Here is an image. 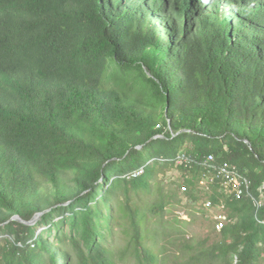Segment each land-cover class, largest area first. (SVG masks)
<instances>
[{
	"label": "trees",
	"instance_id": "16d2710c",
	"mask_svg": "<svg viewBox=\"0 0 264 264\" xmlns=\"http://www.w3.org/2000/svg\"><path fill=\"white\" fill-rule=\"evenodd\" d=\"M263 186L264 0H0V264H264Z\"/></svg>",
	"mask_w": 264,
	"mask_h": 264
},
{
	"label": "rangeland",
	"instance_id": "374dc122",
	"mask_svg": "<svg viewBox=\"0 0 264 264\" xmlns=\"http://www.w3.org/2000/svg\"><path fill=\"white\" fill-rule=\"evenodd\" d=\"M186 148L190 149L191 147L190 145H187ZM190 159L191 158L187 157L186 155H182L178 157L177 161L178 163L184 164L190 162ZM206 176L207 174L202 180L203 185H200L198 189L194 190V194L201 198V200L195 202L189 196H187L185 190H183L181 187L183 184V174L177 166L175 168H159V180L162 181V185L166 186V188L176 192L177 194V202L175 206L176 210L172 215H170L169 218H174L175 216V218L183 221L189 237L201 241L209 239V243H212L218 238V234L220 233L215 227L217 215L222 214L225 218V214L207 206L208 201L205 199V197H207L206 192L209 191L207 185H209L210 182L208 183ZM117 214L120 215V213ZM219 218H221V216H219ZM60 219L62 218L58 217L55 219V221L58 222ZM39 220L37 221L36 225L38 224ZM47 229V226L40 227L38 232L39 234L44 233ZM115 231V236L113 235L109 238L111 247L117 252L125 250L126 240L122 233L123 228L118 227L115 229ZM5 237H7V235H3L1 238ZM122 264L129 263L122 262Z\"/></svg>",
	"mask_w": 264,
	"mask_h": 264
},
{
	"label": "bare ground",
	"instance_id": "6f19581e",
	"mask_svg": "<svg viewBox=\"0 0 264 264\" xmlns=\"http://www.w3.org/2000/svg\"><path fill=\"white\" fill-rule=\"evenodd\" d=\"M209 160L213 161L214 158L211 156L209 158ZM142 171H139V172L133 174V176L134 177L140 176L142 174ZM218 175L220 178L223 179V183H222L223 186L222 187H224L226 192H232L231 184L233 183V185H234V183H235L236 184V187H235L236 192H238L239 195L243 194V192H244L243 187L246 186V182L244 180H242V178L238 179L237 178L238 176L236 173H233V172H231V170L229 171V170H227V168L226 169L224 168V169H220L218 171ZM232 189H233V186H232Z\"/></svg>",
	"mask_w": 264,
	"mask_h": 264
},
{
	"label": "water",
	"instance_id": "95a60500",
	"mask_svg": "<svg viewBox=\"0 0 264 264\" xmlns=\"http://www.w3.org/2000/svg\"><path fill=\"white\" fill-rule=\"evenodd\" d=\"M42 214L36 215L30 222H25V221L21 220L19 217H15V218H13V220H18V221H21V222L28 224V225H36L37 221L41 218Z\"/></svg>",
	"mask_w": 264,
	"mask_h": 264
}]
</instances>
